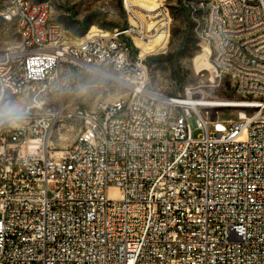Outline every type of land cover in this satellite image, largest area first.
<instances>
[{
    "label": "built area",
    "instance_id": "obj_1",
    "mask_svg": "<svg viewBox=\"0 0 264 264\" xmlns=\"http://www.w3.org/2000/svg\"><path fill=\"white\" fill-rule=\"evenodd\" d=\"M219 1L229 17L201 3L190 18L212 71L246 98L236 121L210 120L201 89L149 88L147 58L169 36L162 4L142 27L123 0L125 28L69 43L48 1L0 0L20 37L0 53V100L29 99L23 120L0 124V264H264V0ZM157 20L166 28H146ZM159 31L151 51L136 46ZM64 63L110 68L126 96L46 104ZM65 123L75 139L55 152Z\"/></svg>",
    "mask_w": 264,
    "mask_h": 264
},
{
    "label": "rangeland",
    "instance_id": "obj_2",
    "mask_svg": "<svg viewBox=\"0 0 264 264\" xmlns=\"http://www.w3.org/2000/svg\"><path fill=\"white\" fill-rule=\"evenodd\" d=\"M52 10V18L58 22L64 31L65 40L78 43L90 27L106 30L123 29L128 25V17H133V6H141L143 0H126L131 8L123 7V0H46ZM208 0H157L156 5L162 4L163 11L170 17L169 36L167 42L155 48L154 54L147 58L150 73L149 88L156 94L174 97L183 94L184 88L201 89L206 102H222L226 106L207 109L210 120H237L245 97L235 92L227 77L216 75L211 67L195 63L204 45L200 44L193 31L191 16L185 15L183 8L199 9L201 3ZM140 8V7H139ZM138 7L134 9L136 15L144 19L147 13ZM143 8V7H141ZM146 14V15H145ZM184 47L178 55V62L184 71V78L177 84L171 74V67L165 61L156 57L170 54L181 48L183 38ZM0 53L6 49H20V37L15 22L4 24L0 21ZM159 38V37H157ZM154 47V46H153ZM203 67V69H202ZM48 93L46 104L52 107H63L64 111L74 108L92 110L100 102L111 103L123 98L127 93V85L116 79L108 67L91 68L79 64L64 63L50 75L47 83ZM24 106L28 104V97L13 99ZM229 104V105H228ZM232 106V107H228ZM201 130L194 129L193 136L197 137ZM76 136V129L71 130L67 123L63 128L53 133L51 149L55 152L66 150L72 145Z\"/></svg>",
    "mask_w": 264,
    "mask_h": 264
},
{
    "label": "bare ground",
    "instance_id": "obj_3",
    "mask_svg": "<svg viewBox=\"0 0 264 264\" xmlns=\"http://www.w3.org/2000/svg\"><path fill=\"white\" fill-rule=\"evenodd\" d=\"M156 1L157 0H143L141 4V6H133V9H136L137 7L141 10H143L144 13H147V19H151L152 18V14H156L158 11V8L160 7V4L156 5ZM28 6H36V0H28ZM50 6V5H49ZM143 7V8H141ZM51 9V6H50ZM205 9H207L208 11H213V14L215 15V17H229V11L228 8H226V6L221 5V1L219 0H208L206 3V7ZM137 10V9H136ZM163 14L164 11H163ZM146 15V14H145ZM0 17H9V13H0ZM156 17V15H155ZM158 17V16H157ZM138 25L140 26H144V21L141 17H138L137 19ZM163 25L166 28V23L160 22V20H157L156 22H154V24H148L146 26V28L148 30H151L153 28H162ZM94 27H92L93 29ZM163 31V30H162ZM162 35V32L159 31V35L157 37L159 38H155L151 41H149L148 43H144L143 41H141L140 39H135L134 42L136 44V46L138 48L141 49V51L143 53H146L148 51H151V48H153L154 44L156 41H158L160 39ZM157 43V42H156ZM195 63L201 66H210V62H209V51L207 48H204L202 53L200 55H198V57H196L195 59ZM203 69V67H202ZM187 102H190V100H186ZM194 104V103H193ZM200 105H204V107H211V108H217V107H223L226 106V103H222V102H206V103H201ZM229 105V104H228Z\"/></svg>",
    "mask_w": 264,
    "mask_h": 264
},
{
    "label": "clouds",
    "instance_id": "obj_4",
    "mask_svg": "<svg viewBox=\"0 0 264 264\" xmlns=\"http://www.w3.org/2000/svg\"><path fill=\"white\" fill-rule=\"evenodd\" d=\"M26 111L20 102L0 100V124H15L25 118Z\"/></svg>",
    "mask_w": 264,
    "mask_h": 264
},
{
    "label": "trees",
    "instance_id": "obj_5",
    "mask_svg": "<svg viewBox=\"0 0 264 264\" xmlns=\"http://www.w3.org/2000/svg\"><path fill=\"white\" fill-rule=\"evenodd\" d=\"M184 14L187 16L190 14V8L186 7L183 8ZM186 42V38H183L181 48L177 49L175 52L170 54L161 55L156 57V60L165 61L169 63L171 67V74L173 79L177 84H180L184 78V71L181 69L179 62H178V55L182 51V47H184V43ZM150 60V59H149ZM147 60V62L149 61Z\"/></svg>",
    "mask_w": 264,
    "mask_h": 264
},
{
    "label": "water",
    "instance_id": "obj_6",
    "mask_svg": "<svg viewBox=\"0 0 264 264\" xmlns=\"http://www.w3.org/2000/svg\"><path fill=\"white\" fill-rule=\"evenodd\" d=\"M116 79H118V80H120V81H121V79H119V78H117V77H116Z\"/></svg>",
    "mask_w": 264,
    "mask_h": 264
}]
</instances>
